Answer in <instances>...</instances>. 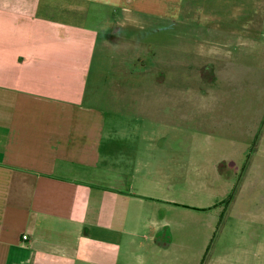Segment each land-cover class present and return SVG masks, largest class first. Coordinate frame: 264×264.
Returning <instances> with one entry per match:
<instances>
[{"label": "crops", "instance_id": "obj_1", "mask_svg": "<svg viewBox=\"0 0 264 264\" xmlns=\"http://www.w3.org/2000/svg\"><path fill=\"white\" fill-rule=\"evenodd\" d=\"M137 1L0 0V264H216L207 257L216 220L188 228L190 210L175 199L189 193V161H173L164 146L140 148L142 137L160 145L168 133L109 129L114 118L85 98L100 35L92 5L124 13L95 20L115 45L134 36ZM78 8L91 11L87 26L54 17ZM259 104L236 109L247 142L264 121ZM216 150L215 163L195 176L225 196L248 149L232 142Z\"/></svg>", "mask_w": 264, "mask_h": 264}, {"label": "rangeland", "instance_id": "obj_2", "mask_svg": "<svg viewBox=\"0 0 264 264\" xmlns=\"http://www.w3.org/2000/svg\"><path fill=\"white\" fill-rule=\"evenodd\" d=\"M92 9L98 15L90 24L100 35L85 98L114 118L109 129L151 130L156 139L168 133L160 145L142 137L140 148L164 146L173 161H189V193L175 199L190 210L188 228H207L216 220L207 257L215 255L216 264H264V121L255 122L259 126L248 142L236 121V109L259 110L264 99V0H139L133 38L115 45L104 40L105 22L95 20L105 15L120 21L124 13L117 7ZM85 12L91 11L65 10L54 17L87 26ZM165 122L168 128L157 127ZM232 142L244 145L248 155L232 189L216 195V186L195 173L215 163L216 149ZM205 186L215 192L197 191Z\"/></svg>", "mask_w": 264, "mask_h": 264}, {"label": "built area", "instance_id": "obj_3", "mask_svg": "<svg viewBox=\"0 0 264 264\" xmlns=\"http://www.w3.org/2000/svg\"><path fill=\"white\" fill-rule=\"evenodd\" d=\"M24 239L26 238V237H23Z\"/></svg>", "mask_w": 264, "mask_h": 264}]
</instances>
